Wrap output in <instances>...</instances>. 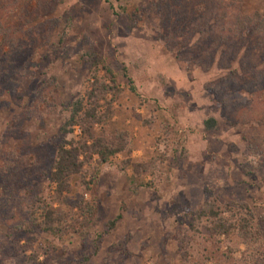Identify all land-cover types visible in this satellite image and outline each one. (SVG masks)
<instances>
[{
  "label": "rangeland",
  "instance_id": "obj_1",
  "mask_svg": "<svg viewBox=\"0 0 264 264\" xmlns=\"http://www.w3.org/2000/svg\"><path fill=\"white\" fill-rule=\"evenodd\" d=\"M190 2L196 3L193 10ZM190 2L181 17L179 4L168 7L159 0H0V27L10 32L14 50L8 91L0 96L3 153L12 161L22 158V171L39 175L56 144L77 140L78 127L62 134L59 126L66 107L87 89L94 62L98 75L105 76V67L114 73L119 88L110 116L95 132H125L128 141V151L107 162L94 154L84 164L87 191L77 177L72 180L71 198L82 195L95 207L89 229L60 238L14 233L20 240L0 250L5 264L29 254L32 264H231L222 257L205 262L214 240L224 250L226 239H210L203 224L197 231L188 225L189 213L211 199L224 216L249 212L262 234L256 244H231L238 246L232 264H264V63L255 58L257 51L244 52L247 43L237 55L244 71L219 67L217 33L196 44L203 41L202 25L213 26L211 17L197 0ZM233 9L264 17V0H242ZM191 19L195 26L187 37ZM256 85L258 95H249ZM100 104L105 111L107 103ZM209 117L217 125L206 130L203 120ZM137 164L146 167L136 171ZM2 184L0 175L6 197ZM34 185L53 192L46 180L35 179ZM16 222L9 220V227Z\"/></svg>",
  "mask_w": 264,
  "mask_h": 264
},
{
  "label": "trees",
  "instance_id": "obj_2",
  "mask_svg": "<svg viewBox=\"0 0 264 264\" xmlns=\"http://www.w3.org/2000/svg\"><path fill=\"white\" fill-rule=\"evenodd\" d=\"M163 1L168 7L171 3L174 5L179 4L178 15L182 17L183 13L187 11V4L191 0H159V4L162 5ZM241 2L242 0H197L198 7L206 12L207 16L211 17L213 26L208 27L207 23L202 25L203 37L201 40L203 41H198L196 44L198 46L202 45L208 39L210 32L217 33L218 42L214 43V52H220L219 61L221 62L218 65L221 68L226 67L231 70V73L236 74L245 70L244 66H241L237 61V55L244 47L246 48L247 43L248 47L244 52L257 51L253 53L255 58L260 64L264 63V17L257 12L249 15L235 12L234 6L239 5ZM195 4V2L192 6L189 4V7L193 10ZM170 8H173V6ZM159 14L160 20L163 21L164 13L160 12ZM194 26L195 22L191 19V22L187 25V37H189V30ZM9 34L0 27V96L8 91L7 81L11 67L8 58L11 52L14 51ZM252 37L256 40L253 50L250 49ZM4 47H8V50L5 51ZM247 53L243 55L245 59ZM96 58L94 59L97 60ZM196 61L201 64L204 63L200 61L199 56H197ZM94 65L95 70L90 76L87 89L83 95L74 98L66 107L67 115L59 126V131L62 134H71L74 128L78 127L80 130L79 137L77 140H63L56 144L55 154L51 157L44 171L40 170L39 175L29 173L30 170H27L28 172L22 171V158L18 157L17 160L12 161L8 155L3 153L6 141L2 142L0 148V175L2 176V187L6 197H2L0 193V225L2 226L0 228V234L2 235L0 250L15 245L20 240L19 237H14V233L19 235L45 233L60 238L68 231L77 233L82 227L89 229V220L95 214V207L86 201L82 195L76 199L71 198L72 180L77 177L78 184L83 188L82 191H87L90 182L85 180L84 164L89 161L91 156L96 154L99 162L105 163L110 156L126 151L128 147L125 132H116L113 135H106L104 129L101 133L95 132L94 126L104 124L110 116L109 106L111 100L115 99L119 93V88L116 84L115 75L109 68H104L106 74L103 77L98 75V64L94 62ZM16 73L20 76H26L21 70ZM12 83L16 87L18 86V82ZM257 90L256 85V88H250L247 92L249 95L257 96ZM109 94L111 98H108ZM101 101L107 103L105 111L101 110ZM216 125L217 120L215 118L209 117L203 120V126L206 130L213 129ZM31 151L34 152L33 149L29 150V152ZM134 167L137 171L139 168H145L146 165L137 164ZM96 177L95 173L91 175L92 180L95 178V187L97 186ZM35 179L46 180L48 187L53 186V192L45 194L43 189L39 188L38 185H34ZM24 191L27 192V196H23L22 192ZM95 193L96 191L94 196ZM241 207H244V205L241 204ZM223 213L214 199L205 201L199 209L189 213L192 220L188 222V225L192 231H197L196 226L203 224V228L210 232L208 236L210 239L217 235L226 239L227 242L225 249L222 250L221 241L215 239L214 246L206 250V254H204L205 262L208 260L214 262L218 257H222L226 262L232 264L235 261L234 253L237 251L238 246L233 247L231 244H256L262 235L260 230L253 226L249 212H237L235 216H224ZM119 217L120 215L109 222V228L114 227ZM11 219L17 222L9 227V220ZM201 232L202 230L198 233ZM97 250L98 244L96 243L93 252H97ZM23 261H17V264H32V256L29 254L25 260L23 258ZM0 264H5V260H0ZM253 264H257V261L254 260Z\"/></svg>",
  "mask_w": 264,
  "mask_h": 264
}]
</instances>
